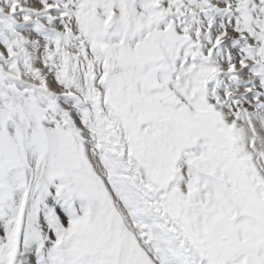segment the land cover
<instances>
[{"label": "snow or ice", "instance_id": "1", "mask_svg": "<svg viewBox=\"0 0 264 264\" xmlns=\"http://www.w3.org/2000/svg\"><path fill=\"white\" fill-rule=\"evenodd\" d=\"M0 264H264V0H0Z\"/></svg>", "mask_w": 264, "mask_h": 264}]
</instances>
